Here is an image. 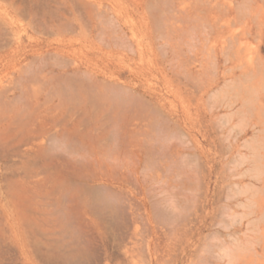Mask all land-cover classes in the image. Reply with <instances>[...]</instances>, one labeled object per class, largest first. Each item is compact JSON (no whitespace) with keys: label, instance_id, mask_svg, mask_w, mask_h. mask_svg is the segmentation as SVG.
<instances>
[{"label":"rangeland","instance_id":"rangeland-1","mask_svg":"<svg viewBox=\"0 0 264 264\" xmlns=\"http://www.w3.org/2000/svg\"><path fill=\"white\" fill-rule=\"evenodd\" d=\"M43 1L42 0H0V28H1L0 41L2 42V45H3V47L0 46L1 47L0 53H6L11 50L16 51L17 58L20 61V65H22L23 68H27L30 71V73L33 71L34 76L31 73L33 77L36 76L35 73L38 74L37 77L35 78L40 79L38 80L40 83L35 84L38 82H35L33 80V82H35L34 83L35 85L33 86L34 89L33 88L31 90L28 89L30 90V92L35 91L34 94L39 93V96L35 94L37 97L33 95V92L31 93L34 97L30 93L33 100L34 98L37 99L42 105V103H44V101L47 100V99L44 100V98H48L49 102L47 103L48 101L47 100L46 103L42 105L44 107H53L54 104L55 106H57L56 104L59 105L60 104L59 102L63 101L62 102L63 108H61V104H60L59 106L61 108L60 110L63 113V115H66L65 117H68L67 120L73 119L72 116L75 117V120L73 119L72 121L77 122L79 124L78 126L79 130L80 128L82 129L80 130V133H81L80 136L82 138H85L87 143H90V144L93 141H96V144H97L96 145V182L92 180V176L95 174L94 171L90 172L92 168H87V167L83 168L85 164H83L82 162L85 159L82 160L81 156L80 158L82 161L77 163L78 164L77 168H79L78 171L75 170V168L72 165H71L72 167H68L69 165L66 167L62 165H58L57 167L49 166L48 168L47 166H43V164L40 161L38 163H34L35 165H31V169H27L23 165L24 162L22 163V160L25 159L24 157L21 158L20 156L13 155L10 157L12 161L9 158L8 159L0 158V264H24V260H25L22 247H21L23 245V242L19 238L14 237L13 233L9 229V225L6 222V217L4 215V211L6 209L13 207L14 203H17L20 209H22L23 212L25 211L27 215H31L30 217L31 220L26 223L27 225L24 224L23 226L24 233L28 229L27 234H26V236H28L27 240L30 239V237L32 236L31 239L28 241H32L33 239H35L38 242L41 239L42 242L40 244L46 242L45 245L46 244L51 245L53 240H54L53 242H56L54 243V245H57V243L60 245H63L62 242L66 243L67 244L66 246H69V248L64 247V245L62 246L65 252L66 250L67 251L72 250L70 252L75 253V251L77 250L78 255H79L78 257L75 256L76 258L73 259L74 261H72L71 264H77V263L78 264H96V263L105 264L103 263L104 259L105 261L106 259L111 260V256H112V260H113L115 259V255L117 254L121 256L122 260L126 264L127 258L129 257L130 254H133L132 253L133 251L137 253H134L135 255L133 257L132 255H130L131 260L128 259V261L129 260L132 261L133 262V263L131 262L132 264H148V263L150 264V257L148 254V250L146 247L144 248L146 244L144 245L142 243L143 240L144 242H146L147 244H150L153 247L154 246L158 247L160 250L164 249L166 251L167 249L166 254L168 253V251L169 253H172V255L169 254L166 257L164 253L163 254L165 256L162 254V251L164 250L160 251L161 257H159V259H161L163 255V260L166 261L164 264H168L167 260L169 261V264H190V263L193 264L196 261L197 262L195 264H198V263L201 264L210 256V253H208L210 248L211 249L213 248L218 253L220 252L218 255H220L219 258L221 257V259L218 258V261L215 262L216 261L215 259H217L218 256H217V253L213 251L212 249V252L213 253L215 252L216 254L214 253L215 256H213L211 252L212 254L211 258L209 257L207 260L211 259V263L213 264H219V263L220 264H232V263L233 264H238V263L244 264L241 258L238 263L237 261L239 260V258L238 260L237 259L235 261L233 260L237 257L236 254L238 255L242 254V256L244 255L246 258L251 257L254 260V263L252 264H264V242L262 241V239H264V230H263L264 229V216L260 215L254 218L252 223H250L249 225L247 223L248 206L239 207L236 210V212L228 213L225 216L226 222L228 224H233V225L239 224L241 220H244L245 222V225L242 226L241 230L237 232V234L235 233L232 236L227 235L228 230L223 228L222 226L212 225L210 217L208 218L206 224L204 225L202 224V220H201V216L202 214H204L203 201L205 199L204 197L205 190H206V186L208 183H209L208 199L211 202H213L214 200L217 201L219 199V195L228 192L227 191L228 188H225L227 187V184H229V186H232L231 190H233V192L237 194H240L245 201H248V199L258 197L259 194L257 193V191H254V189L260 188L263 185L262 180L264 179V131H263L264 129L261 126H257V127L251 126L250 119H249L251 115L247 109L245 108L244 109L242 108L243 110L240 109V103H238L235 106H232L233 108L227 104L230 98L231 99L235 98L234 96L237 94V93L235 94V92H240L243 89H245V87L247 89V85L249 84V82L252 84L253 78H250L252 76L250 75H247L248 77L243 76L244 72L242 68L241 70L236 69V68H229V67H232L233 65L227 61L225 63L226 58L225 56H223L222 53H221L219 60L214 59L215 58L214 51L210 52L209 54V50L212 48L211 40L202 39V41H200L201 39L199 40V38L196 37L197 35L195 36L193 34V33H196L197 31L195 28H192V25H189L190 28L188 26L185 27V29H187V33H186L187 35L185 36V38L179 37L177 39L176 44H171L167 41L164 42L162 40L164 38L160 35L161 33L160 34L158 33L161 30H156V29L158 28V26L160 27V23H161L160 18H159L160 11L161 10L164 11L165 9H168L171 3V0H148V1L146 0L147 3H145L144 1L143 4L147 5L146 9L150 11V13L152 14V19L146 20V21L143 19V17H141V14H140L141 10L139 9V5H138L139 0H121L122 5L120 6V8L122 12L124 13L125 18L124 20H120V21L118 20V17H119L117 14L118 12L115 8H113L114 6L111 0H59V1L58 0H43ZM250 1L251 0H238L236 2L238 10L241 12L246 11L250 5ZM55 7L56 9L54 10ZM40 8L42 11L40 10ZM46 8H48L49 13L52 15V16L49 15L47 17L49 19L46 18L47 19L46 21H48L47 26L49 25V27L47 28L39 24L41 20L43 19L42 17L44 16L43 14H40V13L41 12L44 13V11H47L45 10ZM38 9L40 10V13ZM52 11H55L54 13L58 11V16H56L57 14L55 15ZM34 12L35 14L37 13L36 16L39 13V15L36 18H35ZM50 16H51V19H50ZM60 16L65 18V19L61 18L63 20V21L62 20L60 21L62 24L66 23V20L68 21L67 22L68 24L67 23L65 24L67 25V27H65V31L63 33H60L57 28V23L59 22L58 20H60ZM126 20H128L127 23H125ZM38 21L39 23H37ZM41 26L42 28H40ZM156 26L157 28L155 29ZM66 30H68V32ZM155 31H157V33ZM193 35L195 36V39L197 38V40H199L198 44H200L201 42L200 45L202 47L203 46L206 47L207 45H209V47L207 46L206 47L207 49L204 47L206 50L202 51L200 50L202 49L200 48V45H198L199 47H197L195 44H194L195 46H193V43L191 42V38H190L192 36V41H193L194 40ZM255 35H256L255 29H253V33L251 35L249 34V36L245 38L250 41L252 51H255V48L259 44L258 38H256ZM186 37L190 38L188 39V42L190 41V43L187 42ZM197 40L196 41L194 40L193 42L197 44ZM203 40L206 41L207 45L206 43L205 45H203L204 44ZM261 43H262V53L264 54V37ZM142 45H145V46H142ZM187 45L189 46V49L192 48L191 52H189L190 50L188 49ZM108 46H110L111 48ZM172 46H176L178 47V49L179 47L182 48V50L179 49L182 52L179 53V51L178 52L174 51L172 49ZM61 47L66 48L67 51L65 53H59L58 50ZM193 47H196V48L193 49ZM219 48H221V46H219ZM192 50L193 51L195 50V51L192 53ZM48 53L49 55H47ZM176 53H178L177 54L178 57ZM196 54H197V57L194 56ZM173 55H176V56L174 57ZM63 60L70 61L71 62L69 63L70 65H68L67 67L66 64L68 63L66 64L63 63ZM172 60L174 61L175 66H172L173 64H170ZM34 61H35V65H34ZM29 62L31 64H29ZM192 62H195V63H192ZM50 63L52 66L50 65ZM189 63L194 66L192 67L191 65L187 66V64ZM62 64H64V66ZM176 65L178 67H176ZM45 66L46 68H44L45 69L44 73L46 74V77L44 78L46 79H44L43 77L40 78L43 75L42 73L38 72ZM181 66L182 67L184 66V68H182ZM215 67H217L216 71H215ZM178 69L180 70V72ZM226 70H228V72ZM48 71L50 72L48 73ZM85 71H86V74H85ZM181 73H186L187 75L190 73L187 77L188 78L190 77L192 81L190 80V82H187L189 80L188 78H186V74H181ZM9 75L13 76V79L19 78L20 76L21 78L20 81H22L21 84H19L20 78L18 79L19 83H17V81L15 80L13 81V79H10ZM22 76L18 70L13 69L12 64H10L9 62L3 59L0 60V81H4L10 87H11L10 84L11 83L13 84L14 82H16L15 83L16 87H18L17 84H19L20 86L22 85L21 87L20 86L18 87L19 90H17L18 88L17 89L14 88L16 91L12 87L13 92L10 91V97L16 98L17 96H19V97H24L22 99L27 100V97H28L27 87L29 88L32 84L30 83L31 84L30 86L28 85V83L26 84L25 83L26 81H23ZM244 77H245V80H244ZM248 79L249 80L252 79V80L249 81ZM41 81H44V82H41ZM183 82L186 84H182ZM245 83L247 84L245 85ZM203 84H206L207 86L212 85V88L206 97V101H205L206 108L204 110L208 114V119H210L211 122L216 123V125L219 124V127L221 128V130L218 129V127L214 125V123L208 128V131L192 129L189 120L184 116L185 104L178 98L177 95L180 92H182L183 95H187L193 98L192 94L198 93L199 90L203 88ZM235 86L237 87L235 88ZM35 87L38 89V92ZM20 88H22L21 89L22 92H20L21 91ZM250 91H252V88H250ZM243 92H246V91L243 90ZM247 93L245 95H247L246 97H248L249 100L252 99V95L249 96L250 94H256L255 90L252 91L251 93L249 92ZM15 95L17 96L15 97ZM207 99L209 100L207 101ZM15 101L17 102L16 99ZM19 101L17 103L18 107L23 106L25 101L24 102L22 100H19ZM46 104L47 106H45ZM118 104L120 107L118 106ZM220 104H223V105H220ZM142 106L144 107V109H142L143 108ZM120 109H123V110L121 111ZM209 109H211L210 111L211 113L209 112ZM131 110L133 111L132 113L134 114L131 113ZM214 117H217V118H214ZM70 121L69 123H73ZM150 121H151V124L147 125V123H150ZM95 122L96 124H94ZM136 124L137 125L139 124L138 126L140 129L138 128ZM222 124H224L223 128H222ZM132 125H134V127ZM105 127H106V130H105ZM90 129H91V132L88 131ZM159 129H161V131ZM177 129L179 131H176ZM164 130L168 134H166ZM245 131L247 133H244ZM117 132H119L118 133L119 135L117 134ZM89 133H91V135ZM145 133H147L148 135L146 136ZM158 134L161 136H159ZM178 134L181 138H179ZM82 135H84V137ZM149 135L151 136V138L157 141L153 139H151L152 140L151 141ZM169 135H171L172 138ZM91 137H93L92 140L90 139ZM160 137L162 138V140ZM59 138H60L59 140L60 142L58 141L56 143L54 152L63 153L65 156L67 155V153L70 154L69 151L71 150V147H74V146L69 147V144L71 143L70 145H73V141L71 140L66 141V140L61 139V137ZM125 139H126V145H128L129 148L134 146L133 148H131V151L129 152L130 154L128 153V156L131 155L128 157L129 159L131 157L130 159L131 164H134V160L136 156L133 154L139 155V157L141 158V164H140V167L137 169V173L132 175L134 177L132 178V176H130L129 180L127 181L128 184L126 182L123 187H116L110 182L108 183V182L101 180L103 177V173L100 174L102 171L97 166L98 165L97 158L99 157L101 159L103 158L102 161L104 162H111V158L113 161V159H115L118 156L117 151L120 149L119 158H122L124 160V158L127 157V155L122 156L123 153L127 154V151H126L127 147L124 144ZM134 139L136 140L134 141ZM127 140L129 142H127ZM137 140L138 142L141 143V144L139 143L138 144L144 146L145 148H142L139 146L135 147V145H138L136 143ZM156 142L158 143L160 142V143L158 144ZM127 143H131V144H127ZM67 144L68 146H66ZM153 144L156 146H153ZM117 145L118 146L120 145L119 148ZM249 145H251L252 148L249 147ZM66 147H68L67 152L65 151ZM167 147H169V149ZM152 148H156L155 154L153 151L154 149ZM98 149L100 152L98 151ZM164 149H165V152H164ZM171 149L174 150V152ZM150 151L153 152L154 156L153 154H150L151 153ZM113 155L115 158L113 157ZM166 156L168 157L170 156V157L168 158ZM184 156H187V157H184ZM107 157L109 158V160ZM171 157H172V160L169 161ZM67 158L69 159L72 158V155L71 156L68 155ZM76 158L78 161L79 159L78 157H75L72 159H76ZM163 159H164V162H163ZM144 160H147V162ZM195 160L200 161L201 164ZM24 161H26V159ZM125 161L130 163V161L127 160V158L125 159ZM193 161L196 163H194ZM227 161L230 163H228ZM179 162L180 164H178ZM187 162L191 164L190 166L192 167L189 168V165ZM197 163H198V166H197ZM193 164H196L198 168L194 167L195 165ZM168 165L169 166L171 165V167L169 168ZM86 166H87V163H86ZM165 166H167L168 168L166 169ZM183 166H186L187 168ZM228 166L231 168H229ZM195 168L197 169V171L195 170ZM199 168L201 170H199ZM67 169H70V170H67ZM156 169L159 171L161 170V172L159 171L157 172ZM192 169L194 172L192 171ZM234 169L235 171H233ZM71 170H73L74 172L73 174H71L72 173ZM223 170H225V173ZM189 172L190 174L192 173L191 180L189 179L190 178ZM143 173L145 177L143 176ZM235 173L238 175V176L236 175L237 177L234 175ZM74 174L76 175L78 174V175L76 176ZM80 174H82L83 176ZM26 175H27V178H26ZM193 175H195V177ZM136 176L138 177V179ZM183 176H187L188 178L186 177L183 178ZM23 177L27 179L28 184H32V183H35L36 181L37 182L40 181V183L38 182L39 184L45 185V183L48 181L46 184L50 187L52 186L55 188V193L53 192L54 190H52L54 194V195L52 194L53 197L49 196L48 197L49 199H48L47 196L42 197L38 195L41 197V199L40 197L36 198L37 197L36 193L34 192V190H31L30 188H29L30 190H26V191L24 190V193H25L24 194L22 191L23 189L20 188L22 186L21 180H25L23 179ZM133 180H135L134 181L135 184ZM14 181L15 182L17 181V182L15 185H12ZM199 181L201 182V184ZM37 182L36 184H38ZM137 182L139 183V185ZM80 185L81 186L83 185V186L81 187ZM137 185L138 187H140L139 189L138 187H136ZM198 185L199 186L201 185L200 187H202L203 185V187L200 188ZM80 187L82 190L80 189ZM98 187L99 188L102 187V188L99 189ZM111 187L113 189L110 190ZM78 188L79 190H77ZM179 188L186 189V191L188 190L189 192L188 191L186 192ZM116 189H117V192L121 191L120 194L118 192L119 196L117 192H116L117 195L115 194L116 196L113 194ZM104 190L106 192L105 194H104ZM137 190L139 191L137 192ZM145 190L146 191L148 190V191L146 192ZM202 190L204 192H202ZM229 190H230V187H229ZM100 191L103 194L100 193ZM182 191H184V193ZM76 192H78L76 195L78 196L77 198H75ZM122 192L125 195L124 194L121 195ZM148 192H149V195H147ZM177 192L179 193V195ZM181 192L183 193V195H181L182 194ZM73 193H74V196H73ZM117 196L119 198H117ZM124 196L130 200L125 199ZM197 196L199 199L197 198ZM44 197H46V199H48L50 203L51 201L54 202L51 205L50 203L46 202L52 207H49V205H47L44 202L45 201ZM192 197L195 199H193ZM34 198L38 200L39 199L42 200L43 203L48 206V208L50 209V213L52 214L47 212L49 213V214L46 213L47 216L45 214L41 216L42 214L35 213L34 210L36 206L35 204L36 199ZM134 198L136 199L135 201H134ZM116 199L117 200L119 199V200L117 201ZM40 200L39 202H41ZM110 200L111 201L113 200L112 201L113 203ZM192 200H194L195 202ZM131 201L132 203H134L133 204L134 206L132 205ZM221 202L223 201H219L217 204ZM98 203L100 204L98 205ZM122 204L124 205L122 206ZM138 204H141V207L138 206ZM190 204L191 205L195 204V205L191 206ZM117 205L118 206L120 205V207L123 209V212L120 213L122 209L121 210L119 209L120 211L118 212V209L116 210V208L115 209L113 208L114 206L118 207ZM92 206H95L96 208L97 207L99 208L101 207V208L96 209ZM183 207L187 209H184ZM140 208H143L144 213L142 212L143 210ZM98 209L100 210V213ZM105 209H106V212H105ZM180 209L181 210L183 209V210L177 211ZM209 209L212 211L211 207ZM59 210L60 212L62 210L64 213L65 212L66 213L65 214L60 213ZM124 210L126 212H124ZM140 210H142L141 212L143 214L140 213ZM184 210H186L187 212L189 211V212L187 214H184L186 213V211ZM137 211L139 213V214L137 213L138 216L135 213ZM188 214H191L190 215L191 217H189ZM210 214H212V212ZM51 215H53L54 217ZM139 215H141L142 218L140 216L138 220ZM145 215H146V218L144 217ZM162 215L163 216L165 215L164 218ZM155 216L156 217L158 216V217L156 218ZM166 217L168 219H166ZM36 218H39V219L37 220ZM57 218L59 222L58 220H56ZM143 218H145L148 223ZM176 218L179 220L177 221ZM192 218L194 220H192ZM174 219L177 222L187 221V224L189 223L190 225L189 226L187 225L188 227L183 228L184 226H186V223H182L183 227L180 226L181 223H179V228H178L177 226L178 223H176ZM43 220L46 221L45 222L46 224L44 223ZM62 220H64V222ZM48 221L50 222L49 224H51V226L49 225L50 227L47 224ZM70 221L73 223H68ZM53 222H56L55 223L56 225ZM168 222L169 223L173 222L171 223L173 227L171 224L169 225ZM125 223H128L129 225L128 224L126 225ZM52 224H54L56 227L52 226ZM31 225L33 226V228L42 227L41 231L40 229L38 230L36 228L38 230L37 233H39L40 235L36 234L35 232L36 235L33 233L34 234L33 236L32 233H30L29 229L32 228ZM64 225L68 229L66 227L64 228ZM167 225L170 226L169 229ZM6 228L8 229V231H6L7 230ZM143 228H145L148 231L146 230L144 231ZM171 228L172 229L174 228L175 230L173 231L171 230ZM176 228L179 229L178 230L179 233L176 232ZM63 229L65 230L63 231ZM127 230H128V233H126ZM42 231H44L45 233ZM156 231L160 234H162V232H165V233H163L164 235L158 236ZM31 232H34V231H31ZM62 232H64L66 235L61 234ZM133 232H134V235H133ZM42 233L44 234V236ZM129 233H132V234H129ZM217 233H218V236L222 235V237L221 236L220 237L222 238L221 243L223 244L224 247L221 246V243L218 244L221 238L215 237ZM45 234H48V235L45 236ZM172 234H173L172 239L174 238V240H175L176 234L177 236H179L180 234L182 236L184 234L182 237L181 236L180 238L178 237L179 240L178 238L177 240H175V243H177L178 245L173 244L172 242L169 241L171 239L169 237H171ZM67 235H69L70 237H68ZM156 235L158 236L157 237L158 239H160L159 237H162L160 241L155 240ZM165 235H168L169 237L166 238L167 236ZM129 236H131L132 239L133 237L137 239L136 240L134 239L132 241V239ZM164 236L166 239L164 238ZM49 237L53 239H50ZM233 237L235 238L233 239ZM45 238H48V239L46 240ZM60 238L63 240H61ZM1 239H4V240H1ZM49 240H52V241L49 242ZM164 240L167 241L166 242L167 244H170V243L173 244V245L170 244L172 245V250H171L170 245H168V247L170 248L166 247V243H163ZM180 240L182 242L181 244H180ZM224 240L227 241L226 242L227 245H224L225 243ZM4 241L7 244H5ZM75 241H76V244H75ZM156 241L158 242V244H160L161 241H163L161 245L163 247L165 244V247L164 248H161V246L159 247L156 244ZM78 242H80V244ZM117 242L120 244L118 245ZM124 242H126V245H124L125 244ZM40 244L38 245V247L40 248L42 252L40 250H37V251L33 250L34 253L33 251H31L32 257L34 258L35 262H37V264H45V263L46 264L47 263L48 264L49 263L59 264L60 262L57 261L56 259H53L54 261L52 259L51 261H48L49 259L46 258V254L45 255L43 254L47 253V250H49L50 248L45 247L44 244L42 245ZM210 244H212L211 247H210ZM216 244H218V246H216ZM81 245H82V248H81ZM124 246H125L124 248L125 252L123 251ZM139 246H142V247L138 248ZM207 246H209L210 248L206 249ZM132 247L134 248L132 249ZM173 247L176 250H174ZM220 248L221 249L223 248V249L221 250ZM29 249L32 250L31 247H29ZM168 249H170L171 251ZM103 251L104 252L107 251V252L104 253ZM126 251H128V254L126 253ZM38 252H41L42 254ZM249 253H252V254L247 255ZM121 254L122 255L126 254V256L122 257ZM144 254L145 255L148 254V256L147 255L145 256ZM222 255L224 258H222ZM232 255H234L233 256L234 258L232 257ZM254 255H257V256H254ZM230 256L232 259L230 258ZM116 258H119V257L117 256ZM146 258H148L149 260ZM169 258L170 259L172 258V259L170 260ZM202 258L204 261L202 260ZM45 259L47 260V262ZM196 259L198 260L200 259V262ZM98 260L102 262L99 263ZM130 261L127 264H131ZM161 261L158 264H163L164 261H162V263ZM209 262L207 263L204 262V263L208 264ZM155 263L156 262H154L153 264Z\"/></svg>","mask_w":264,"mask_h":264},{"label":"bare ground","instance_id":"bare-ground-1","mask_svg":"<svg viewBox=\"0 0 264 264\" xmlns=\"http://www.w3.org/2000/svg\"><path fill=\"white\" fill-rule=\"evenodd\" d=\"M43 1V0H42ZM59 1V0H58ZM144 1H145V3H147V1L146 0H139V9L141 10L140 11V14H141V17H143V19L146 21V20H150V19H152V14L150 13V11H148L147 9H146V6L147 5H145V4H143L144 3ZM238 0H171V3H170V5H169V8L168 9H165L164 11L163 10H161L160 11V13H159V18H160V21H161V23H160V27H161V29H160V27L158 26V28H157V26L155 27V29L156 30H161V31H159L158 33L164 38V39H162L164 42H169V43H171V44H176L177 43V39L179 38V37H181V38H185V36L187 35L186 33H187V29H185V27L186 26H188L189 28H190V26L189 25H192V28H195L196 29V33H193L197 38H199V40L200 41H202V39H204V40H211V42H212V48L209 50V54H210V52H213L214 51V54H215V58L214 59H218L219 60V58H220V56H221V53L223 54V56H225V58H226V60H225V63H226V61L227 62H229L230 64H232L233 66L232 67H229V68H236V69H240L241 70V68H242V70H243V72H244V74H243V76H247V75H250V76H252V77H250V78H253V81H252V84L249 82L250 80H252V79H248L249 81V86L247 85V89H246V87H245V89H243V90H245L246 92H243V90L242 91H240V92H235V98H233V99H231L230 98V100H228V105H230L231 107L232 106H235V105H237L238 103H240V109H247L248 110V112L250 113V115H251V117L249 118L250 119V124H251V126L252 127H257V126H261V127H263V129H264V54L262 53V40H263V37H264V0H251L250 1V5H249V7H248V9L246 10V11H243V12H241V11H239L238 10V8H237V5H236V2H237ZM30 2V1H29ZM44 2V1H43ZM111 2L113 3V8H115L116 10H117V14H118V20L120 21V20H124V18H125V15H124V13L122 12V10H121V8H120V6L122 5V1L121 0H111ZM45 3V2H44ZM48 3V2H47ZM14 4V3H13ZM34 4V3H33ZM46 4V3H45ZM25 7V6H24ZM26 7H27V5H26ZM42 7V6H41ZM38 8V7H37ZM142 8V9H141ZM56 9V7L54 8V10ZM58 9V8H57ZM63 9H64V7H63ZM23 10V9H22ZM39 10V9H38ZM37 10V11H38ZM40 10H41V8H40ZM40 10H39V13H40ZM45 10H47V11H44V13H40V14H43L44 16L42 17L43 19L41 20V22L39 23V21L37 22V23H39L40 25H42V26H44V27H49V25L47 26V23H48V21H46L47 19H49V18H47L49 15H51L50 13H49V11H48V8H46ZM42 11V10H41ZM61 11V10H60ZM36 12V11H35ZM35 12H34V14H35ZM53 13L55 12V11H52ZM39 13H38V15H39ZM33 14V15H34ZM37 14V13H36ZM36 14H35V18L38 16H36ZM56 16H58V11L56 12V13H54ZM27 15H29V14H27ZM33 15H32V17H33ZM24 16V15H23ZM26 16V15H25ZM52 16V15H51ZM51 16H50V19H51ZM40 17V16H39ZM45 17V18H44ZM47 18V19H46ZM54 18V17H53ZM65 19V18H63V17H61L60 16V20H58L59 22V24L57 23V28H58V30H59V32L60 33H63L64 31H65V27H67V25H65L68 21L66 20V23H61L60 21L62 20V19ZM38 19H40V18H38ZM33 20V19H32ZM31 20V21H32ZM37 20V19H36ZM51 21V20H50ZM63 21V20H62ZM57 22V21H56ZM128 22V20H126V22L125 23H127ZM68 24V23H67ZM122 24H124V23H122ZM39 25V26H40ZM42 26L40 27V28H42ZM71 26V25H70ZM125 27V26H124ZM142 27V26H141ZM43 29H45V28H43ZM68 29V28H67ZM253 29H255V36H256V38H258V41H259V44H258V46L255 48V51H252V47H251V43H250V41L248 40V39H245V38H247L248 36H249V34L251 35L252 33H253ZM0 30H1V28H0ZM3 30V29H2ZM47 30V29H46ZM67 32H68V30H66ZM48 32H50V31H48ZM156 33H157V31H155ZM195 32V31H194ZM2 33V32H1ZM5 33V32H4ZM3 33V34H4ZM46 33V32H45ZM137 33V32H136ZM159 34H158V36H159ZM193 35V37H194V40L196 41L197 40V38L195 39V36ZM1 36V35H0ZM253 36V35H252ZM255 36H254V38H255ZM5 38V37H4ZM151 38V37H150ZM157 38V37H156ZM187 39V42H188V39H190L191 38V42L193 43V46H197V47H199L198 45H200L201 44V42H200V44H198V41L199 40H197V44L196 43H194L193 41H192V36L189 38V37H186ZM159 39V38H158ZM158 39H156V40H158ZM161 39V38H160ZM161 40V41H162ZM203 40V45H205V43H206V41H204ZM163 42V43H164ZM158 43V42H157ZM188 43H190V41L188 42ZM187 43V44H188ZM209 43V42H208ZM195 44V45H194ZM206 45H207V43H206ZM0 46H2L3 47V45H2V42L0 41ZM142 46H145V45H142ZM188 46V45H187ZM208 47H209V45H207ZM206 46V47H207ZM219 46H221V48H219ZM108 47H110V46H108ZM113 47V46H112ZM205 46H201L200 45V48H202V49H200V50H206L205 48H204ZM1 48V47H0ZM111 48V47H110ZM142 48V47H141ZM191 48V47H190ZM194 48H196V47H193V49ZM172 49L174 50V51H176V52H178L179 51V53H181L182 51V48H180L179 47V49H181V50H179L178 49V47H176V46H172ZM188 49H189V46H188ZM192 49V48H191ZM191 49H189L190 51L189 52H191ZM213 49V50H212ZM196 50V49H195ZM194 50V51H195ZM197 50H199V49H197ZM13 51V52H12ZM67 50H66V48H64V47H61L59 50H58V52L59 53H65ZM193 50H192V53L194 52ZM208 51V50H207ZM135 52V51H134ZM145 52V51H144ZM252 52H254V53H252ZM146 53V52H145ZM197 53V52H196ZM51 54V53H50ZM134 54V53H133ZM173 54V53H172ZM174 54H175V52H174ZM178 53H176V55H177ZM47 55H49V53L47 54ZM176 55H173L174 57L176 56ZM138 56V55H137ZM194 56H196L197 57V54L196 55H194ZM59 57V56H58ZM177 57H178V55H177ZM47 58V57H46ZM138 58V57H137ZM5 60V61H7V62H9L10 64H12V66H13V69L14 70H18L20 73H21V76H22V74H23V76H22V78H23V81H26L25 83L27 84L28 83V85L30 86L31 84V86L28 88L27 87V94H28V97H27V100L25 99H22V98H24V97H19V96H17V95H15V97L16 98H12V97H10V91L11 92H13V89L15 88V89H17L20 85L19 84H21V82L22 81H20L21 80V78H20V76H19V78H16V79H13V76H10L9 75V78L10 79H13V81L15 80V81H17V83H19L18 82V79H19V81H20V83L19 84H17V86L18 87H16L15 85V83L16 82H14L13 84L11 83L10 85H11V87L7 84V83H5L4 81H0V158L1 159H11L10 157L11 156H20L21 158H25L26 159V161H27V163H26V161H24L25 159H23L22 160V163H23V165H24V167L25 168H27V169H31V165H35L34 163H38L39 161L43 164V166H47L48 168H49V166L50 167H53V166H58V165H62V166H64V167H66V166H68V167H74L75 168V170H77L78 171V169L79 168H77V163L78 162H81L82 160H84L82 163L83 164H85V166H83V168L84 167H87V168H92L91 170H90V172H92V171H94V173H92V174H94L93 176H92V180L94 181V182H96V141H93L91 144L90 143H87V141L85 140V138H82L81 136H80V130H82L81 128H80V130H79V128H78V126H79V124L77 123V122H74V121H72L73 119L75 120V117L74 116H72V118L73 119H70V120H67V118L68 117H65L66 115H63V113L61 112V108H63V106H62V102L60 101H58L60 104H61V108L59 107L60 106V104L58 105V104H56L57 106H55V104H54V106L53 107H44V106H42L44 103H46V101L48 100V98H44V100L45 99H47V100H45L44 101V103H42V105H41V103L37 100V99H35L34 98V100L32 99V97H31V95H32V93L31 92H33V91H31L30 92V90L33 88V86L35 85V84H39L40 82L38 81V80H40V79H38V78H35V77H37V75L38 74H36L35 73V77H33L34 76V72L32 71L31 73L33 74V76H32V74L30 73V71L27 69V68H23L22 67V65H20V61H19V59L17 58V54H16V51H14V50H11V51H9V52H6V53H0V60ZM41 59V58H40ZM43 59H45V58H43ZM32 60V59H31ZM33 60H34V58H33ZM32 60V61H33ZM64 60H65V58H64ZM63 60V63H68V64H66V66L68 67V65H70L69 63H71L70 61H68V60H66V61H64ZM31 61V62H32ZM62 61V60H61ZM136 61H137V59H136ZM46 62V61H45ZM173 62V63H172ZM172 62L170 63V64H173L172 66H175L174 65V61L172 60ZM169 63V62H168ZM192 63H195V62H192ZM215 63H217V62H215ZM224 63V62H223ZM29 64H31L30 62H29ZM46 64V63H45ZM48 64V63H47ZM165 64H166V62H165ZM34 65H35V61H34ZM50 65H51V63H50ZM63 66H64V64H62ZM178 65V64H177ZM176 65V67H178ZM188 65H191L190 63L189 64H187V66ZM32 66V65H31ZM52 66V65H51ZM63 66H62V68H63ZM179 66H180V64H179ZM186 66V65H185ZM192 66H194V65H191V67ZM47 67H49V66H47ZM66 67V68H67ZM182 67V66H181ZM44 68H46V66L45 67H43L40 71H38L39 73H42V75L43 76H41L40 78H44V77H46V74L44 73L45 71V69ZM182 68H184V66L182 67ZM190 68V67H189ZM216 68L217 67H215V71H216ZM187 69H188V67H187ZM49 70V69H48ZM171 70V69H170ZM179 70V69H178ZM229 70V69H228ZM228 70H226L227 72H228ZM232 70V69H231ZM218 71V70H217ZM225 71V72H226ZM37 72V73H38ZM47 72V71H46ZM50 71H48V73H49ZM52 72V71H51ZM59 72V71H58ZM84 72V71H83ZM179 72H180V70H179ZM178 72V73H179ZM183 72V71H182ZM184 72H186V71H184ZM191 72V71H190ZM230 72V71H229ZM11 73V72H10ZM9 73V74H10ZM53 73V72H52ZM76 73V72H75ZM81 73V72H80ZM216 73V72H215ZM67 74V73H66ZM71 74V73H70ZM85 74H86V71H85ZM175 74V73H174ZM181 74H186V73H181ZM190 74V73H189ZM188 74V75H189ZM234 74V73H233ZM39 75H41V74H39ZM187 74H186V78H188L187 76H188ZM71 76V75H70ZM73 76V75H72ZM141 76V75H140ZM215 77V76H214ZM245 77H244V80H245ZM248 77V76H247ZM35 78V79H34ZM48 78V77H47ZM51 78V77H50ZM180 78V77H179ZM183 78V77H182ZM8 79V78H7ZM37 79V80H36ZM44 79H46V78H44ZM43 79V80H44ZM49 79V78H48ZM175 79V78H174ZM213 79V78H212ZM33 80L35 81V82H38V83H35V82H33ZM42 80V79H41ZM188 80L189 81H187V82H190V80L192 81V79L189 77L188 78ZM215 80V79H214ZM247 80V79H246ZM33 83H32V82ZM77 81V80H76ZM243 81V80H242ZM41 82H44V81H41ZM74 82V81H73ZM193 82H194V80H193ZM209 82H211V81H209ZM31 83V84H30ZM35 83V84H34ZM95 83V82H94ZM240 83V82H239ZM47 84V83H46ZM182 84H186V83H182ZM181 84V85H182ZM189 84V83H188ZM188 84H187V86H188ZM241 84V83H240ZM247 83H245V85H246ZM13 85V86H12ZM79 85V84H78ZM175 85V84H174ZM190 85V84H189ZM22 86V85H21ZM20 86V87H21ZM41 86V85H40ZM39 86V87H40ZM231 86V85H230ZM12 87H13V89H12ZM237 86H235V88H236ZM252 88V91H254L255 90V92H256V94H250L249 96H251L252 95V99L251 100H249L248 99V97H246L247 95H245L247 92H249V93H251L252 91H250V88ZM36 88V87H35ZM211 88H212V85H206V84H203V88L202 89H200L199 90V92L198 93H195V94H192L193 95V98H191L190 96H187V95H183V93L182 92H180L177 96H178V98L185 104V109H184V116L189 120V122H190V124H191V128L192 129H195V130H207L208 131V128L211 126V125H213V123L214 122H211L210 121V119H208V114H207V112H205V108H206V103H205V101H206V97H207V95L209 94V92H210V90H211ZM231 88H233V87H231ZM239 88V87H238ZM249 88V89H248ZM12 89V90H11ZM14 89V90H15ZM22 88H20V90H21ZM28 89H30V90H28ZM34 89V88H33ZM37 89V88H36ZM191 89V88H190ZM17 90H19V88L17 89ZM25 90V89H24ZM16 91V90H15ZM235 91H236V89H235ZM238 91H239V89H238ZM20 92H22V90L20 91ZM26 92V91H25ZM35 92V91H34ZM34 92H33V95L35 96V97H37V96H39V93H35V94H37V96L34 94ZM37 92H38V89H37ZM30 93H31V95H30ZM41 93V92H40ZM248 94V93H247ZM32 95V96H33ZM60 95V94H59ZM255 95V96H254ZM33 96V97H34ZM210 96V95H209ZM19 97V98H18ZM132 97V96H131ZM208 98H210V97H208ZM15 99L17 100V102L15 101ZM135 99V98H134ZM133 99V100H134ZM19 100H24L23 102H24V104H23V102H22V104H23V106H19L18 107V105H17V103H18V101ZM209 99H207V101H208ZM144 101V100H143ZM49 102V100L47 101V103ZM132 102V101H131ZM136 102V101H135ZM19 103H20V101H19ZM118 103V102H117ZM142 103V102H141ZM225 103V104H226ZM51 104V103H50ZM142 105V104H141ZM147 105H148V103H147ZM218 105V104H217ZM216 105V106H217ZM220 105H223V104H220ZM219 105V106H220ZM45 106H47V104L45 105ZM118 106H119V104H118ZM144 106H146V105H144ZM218 106V107H219ZM120 107V106H119ZM143 107V106H142ZM141 107V108H142ZM152 107V106H151ZM226 107H227V105H226ZM150 108V107H149ZM207 108H208V106H207ZM233 108V107H232ZM239 108V107H238ZM124 109V108H123ZM123 109H120L121 111L123 110ZM127 109V108H126ZM142 109H144V107L142 108ZM152 109V108H151ZM150 109V110H151ZM242 109V110H243ZM63 110V109H62ZM119 110V111H120ZM127 111H129V110H127ZM211 111V109H209V112ZM241 111V110H240ZM68 112V111H67ZM133 111L131 110V113H132ZM136 112V111H135ZM235 112V111H234ZM77 113V112H76ZM120 113V112H119ZM211 113V112H210ZM233 113V112H232ZM132 114H134V113H132ZM138 114V113H137ZM142 115V114H141ZM244 115V114H243ZM249 115V116H250ZM233 116V115H232ZM138 118V117H137ZM142 118V117H141ZM166 118V117H165ZM214 118H217V117H214ZM77 119V118H76ZM119 119V118H118ZM134 119V118H133ZM137 120V119H136ZM69 121L70 122H73V123H69ZM144 121V120H143ZM168 122V121H167ZM82 123V122H81ZM125 123V122H124ZM130 123V122H129ZM132 123V122H131ZM136 123V122H135ZM94 124H96V122L94 123ZM133 124V123H132ZM143 124V123H142ZM148 124H151V121H150V123H147V125ZM82 125V124H81ZM128 125H130V124H128ZM137 125V124H136ZM139 125V124H138ZM137 125V126H138ZM146 125V124H145ZM214 125H216V123H214ZM223 125L224 124H222V128H223ZM95 126V125H94ZM93 126V127H94ZM133 127H134V125H132ZM217 127H218V129H220L221 130V128L219 127V124L218 125H216ZM250 126V125H249ZM92 127V128H93ZM125 127V126H124ZM130 127V126H129ZM146 127V126H145ZM150 127V126H149ZM216 127V128H217ZM96 128V127H95ZM138 128H139V126H138ZM144 128V127H143ZM213 128V127H212ZM115 129H116V127H115ZM114 129V130H115ZM118 129V128H117ZM140 129V128H139ZM105 130H106V127H105ZM160 131H161V129H159ZM245 130V129H244ZM88 131H90L91 132V129L90 130H88ZM116 131V130H115ZM144 131V130H143ZM176 131H179L178 129L176 130ZM259 131H260V129H259ZM264 131V130H263ZM113 132V131H112ZM138 132V131H137ZM136 132V133H137ZM156 132H158V131H156ZM164 132H165V130H164ZM174 132V131H173ZM94 133V132H93ZM119 132H117V134H118ZM135 133V134H136ZM166 133V132H165ZM240 133H242V132H240ZM244 133H247L246 131L244 132ZM90 135H91V133H89ZM88 134V135H89ZM146 134V136L148 135L147 133H145ZM150 134V133H149ZM166 134H168V133H166ZM114 135V134H113ZM119 135V134H118ZM121 135V134H120ZM155 135H156V133H155ZM159 135V134H158ZM177 135V134H176ZM83 137H84V135H82ZM138 136V135H137ZM150 136V135H149ZM159 136H161V135H159ZM158 136V137H159ZM166 136V135H165ZM164 136V137H165ZM169 136H171V135H169ZM178 136H179V134H178ZM182 136H183V134H182ZM59 137H61V139H63V140H66V141H68V140H71V141H73V145H70L69 144V142H71V141H69L68 142V144H69V147H71V146H74V147H71V150L69 151L70 152V154L69 153H67V155L65 156L63 153H59V152H54V149H55V147H56V143L60 140V138ZM86 137V136H85ZM117 137H119V136H117ZM145 137V136H144ZM153 137V136H152ZM163 137V136H162ZM176 137V136H175ZM96 138V137H95ZM107 138H109V137H107ZM126 138V137H125ZM147 138V137H146ZM161 138V137H160ZM171 138H172V136H171ZM179 138H181L180 136H179ZM91 140L93 139V137H91L90 138ZM127 139V138H126ZM126 139H125V142H124V144L126 145ZM138 139V138H137ZM149 139V138H148ZM151 139H153V138H151V136H150V140ZM158 139V138H157ZM136 139H134V141H135ZM144 140V139H143ZM153 140H155V139H153ZM161 140H162V138H161ZM180 140H182V139H180ZM221 140H222V138H221ZM132 141H133V139H132ZM152 141V140H151ZM155 141H157V140H155ZM158 141H160V140H158ZM60 142V141H59ZM127 142H129L128 140H127ZM146 142V141H145ZM105 143V142H104ZM116 143V142H115ZM137 144L139 143V144H141L140 142H138V140H137V142H136ZM156 143H158V142H156ZM155 143V144H156ZM160 143V142H159ZM158 143V144H159ZM162 143V142H161ZM168 143V142H167ZM166 143V144H167ZM223 143V142H222ZM68 144L66 145V146H68ZM120 144V143H119ZM127 144H131V143H127ZM135 145V147L136 146H139V147H142V148H145L144 146H142V145ZM171 144V143H170ZM58 145V144H57ZM99 145V144H98ZM101 145V144H100ZM121 145V144H120ZM119 145V146H120ZM124 145V146H125ZM133 145H134V143H133ZM145 145V144H144ZM105 146V145H104ZM118 146V145H117ZM119 146H118V148H119ZM153 146H156V145H154L153 144ZM247 146H248V144H247ZM58 147V146H57ZM99 147V146H98ZM97 147V148H98ZM126 147H127V149H126ZM126 147H125V149H126V151H127V154H125V153H123V155L122 156H126L127 155V157H125L124 158V160L122 159V158H119V150L117 151L118 153V156L117 155H115V156H117L116 158L114 157V155H113V157L115 158V159H113V161H112V158H111V162H104V161H102V159L99 157V158H97V162H98V168L102 171L100 174H102L103 173V177H102V179L101 180H103V181H105V182H110V183H112L114 186H116V187H123L124 185H125V183L129 180V178H130V176H132V175H134V174H136L137 173V169L140 167V164H141V158L139 157V155L138 154H133V155H136L135 156V160H134V164H131V161H130V159H131V157H130V159L128 158L129 156H131V155H129L128 156V153L131 151V148H133L134 146H130L131 148H129V146L128 145H126ZM169 147H170V145H169ZM169 147H167L168 149H169ZM249 147H251V145H249ZM67 148L68 147H66V152H67ZM112 148V147H111ZM117 148V149H118ZM129 148V149H128ZM157 148V147H156ZM156 148H152V149H154L153 151H154V154H155V151H156ZM252 148V147H251ZM62 149H64V148H62ZM114 149V148H113ZM116 149V150H117ZM174 149H176V148H174ZM129 150V151H128ZM148 150V149H147ZM150 150H151V148H150ZM172 150V149H171ZM56 151V150H55ZM59 151V150H58ZM63 151V150H62ZM98 151H99V149H98ZM132 151H133V149H132ZM169 151V150H168ZM173 152H174V150H172ZM100 152V151H99ZM123 152H125V151H123ZM140 152V151H139ZM145 152H146V150H145ZM151 152V151H150ZM164 152H165V149H164ZM172 152V153H173ZM179 152V151H178ZM113 153V152H112ZM115 153H116V151H115ZM141 153V152H140ZM156 153H158V152H156ZM108 154V153H107ZM110 154V153H109ZM125 154V155H124ZM130 154V153H129ZM132 154V153H131ZM149 154V153H148ZM150 154H153V152H151ZM149 154V155H150ZM154 154H153V156H154ZM164 154V153H163ZM68 155L69 156H71L72 155V158H75V157H78L79 159H78V161H77V158L76 159H72V158H67L68 157ZM106 155V154H105ZM145 155V154H144ZM159 155V154H158ZM182 155V154H181ZM184 155V154H183ZM229 155V154H228ZM227 155V156H228ZM80 156L82 157V160H81V158H80ZM152 156V157H153ZM164 156V155H163ZM171 156V155H170ZM169 156V157H170ZM174 156V155H173ZM178 156V155H177ZM194 156V155H193ZM199 156V155H198ZM161 157V156H160ZM166 157H168V156H166ZM168 157V158H169ZM184 157H187V156H184ZM13 158V157H12ZM108 158V157H107ZM127 158V160H129L130 161V163H128V162H126L125 161V159ZM147 159V158H146ZM166 159V158H165ZM179 159V158H178ZM181 159V158H180ZM184 159V158H183ZM198 159V158H197ZM108 160H109V158H108ZM160 160H161V158H160ZM170 160H172V157H171V159H169V161ZM11 161H12V159H11ZM17 161V160H16ZM34 161V162H33ZM86 161V162H85ZM144 161H146L147 162V160H144ZM165 161H167V160H165ZM187 161V160H186ZM195 161H197V160H195ZM7 162V161H6ZM31 162H32V164H31ZM163 162H164V159H163ZM172 162V161H171ZM194 162V161H193ZM192 162V163H193ZM198 163H200V161H197ZM228 162V161H227ZM226 162V163H227ZM230 162H231V160H230ZM230 162H228V163H230ZM11 163V162H10ZM19 163V162H18ZM40 163V164H41ZM86 163H87V166H86ZM145 163V162H144ZM168 163H170V162H168ZM188 163V162H187ZM194 163H196V162H194ZM198 163H197V166H198ZM225 163V164H226ZM82 164V165H83ZM170 164H172V163H170ZM174 164V163H173ZM178 164H180V162L178 163ZM201 164V163H200ZM199 164V165H200ZM9 165V164H8ZM72 165V166H71ZM81 165V166H82ZM146 165V164H145ZM163 165H165V164H163ZM175 165V164H174ZM177 165V164H176ZM182 165V164H181ZM188 165H189V168L190 167H192V166H190L191 164H189L188 163ZM193 165H195L194 167H196V168H198L197 166H196V164H193ZM227 165V164H226ZM225 165V166H226ZM13 166V165H12ZM18 166V165H17ZM80 166V167H81ZM89 166V167H88ZM169 166V165H168ZM201 166V165H200ZM33 167V166H32ZM55 167V168H56ZM143 167H145V166H143ZM142 167V168H143ZM166 167V169L168 168L167 166H165ZM171 167V165L169 166V168ZM183 167H186V166H183ZM229 167V166H228ZM13 168V167H12ZM42 168V167H41ZM48 168H46V169H48ZM141 168V169H142ZM159 168V167H158ZM157 168V169H158ZM160 168H161V166H160ZM187 168V167H186ZM195 168V170L197 171V169ZM229 168H231V167H229ZM228 168V169H229ZM234 168V167H233ZM45 169V170H46ZM73 169V168H72ZM156 169V170H157ZM53 170V169H52ZM65 170V169H64ZM67 170H70V169H67ZM184 170V169H183ZM199 170H201L200 168H199ZM230 170H232V169H230ZM47 171V170H46ZM72 171V173L71 174H73L74 172H73V170H71ZM141 171V170H140ZM146 171V170H145ZM144 171V172H145ZM159 170H157V172H158ZM191 171V170H190ZM192 171H193V169H192ZM224 171V173H225V170H223ZM233 171H235V169L233 170ZM37 172H38V170H37ZM80 172V171H79ZM156 172V173H157ZM159 172H161V170L159 171ZM187 172V171H186ZM194 172V171H193ZM200 172V171H199ZM198 172V173H199ZM34 173V172H33ZM55 173V172H54ZM78 173V172H77ZM196 173V172H195ZM36 174V173H35ZM65 174V173H64ZM79 174V173H78ZM77 174V175H78ZM141 174V173H140ZM154 174V173H153ZM183 174V173H182ZM189 174H190V172H189ZM192 174V173H191ZM191 174L189 175V179L191 180ZM233 174V173H232ZM25 175V174H24ZM28 175V174H27ZM27 175H26V178H27ZM74 175H76V174H74ZM76 175V176H77ZM80 175H82V174H80ZM91 175V174H90ZM155 175V174H154ZM235 176L237 175L236 173L234 174ZM36 176V175H35ZM34 176V177H35ZM38 176V175H37ZM83 176V175H82ZM143 176H144V173H143ZM142 176V177H143ZM194 177H195V175H193ZM202 176V175H201ZM234 176V177H235ZM238 176V175H237ZM236 176V177H237ZM134 176H132V178H133ZM137 177V176H136ZM145 177V176H144ZM152 177V176H151ZM170 177V176H169ZM184 177H186V178H188L187 176H183V178ZM196 177H197V175H196ZM234 177H233V179H234ZM33 178V177H32ZM51 178V177H50ZM89 178V177H88ZM140 178V177H139ZM230 178V177H229ZM10 179V178H9ZM23 179H25L24 177H23ZM47 179H49V178H47ZM137 179H138V177H137ZM155 179V178H154ZM8 180V179H7ZM26 180V181H25ZM25 180H21L22 181V186L20 187V188H22L23 190V193H24V190L26 191V190H34V192L36 193V198H39L40 196H47V198L50 196H52L53 197V192L55 193V188L54 187H50V186H48L46 183L48 182H46L45 183V185H41V184H39L40 183V181H36L38 184H36V182L35 183H32V184H28V182H27V179H25ZM145 180V179H144ZM149 180V179H148ZM161 180V179H160ZM182 180V179H181ZM188 180V179H187ZM197 180H198V178H197ZM196 180V181H197ZM203 180V179H202ZM201 180V181H202ZM228 180V179H227ZM135 180H133V182H134ZM151 181V180H150ZM178 181V180H177ZM195 181V182H196ZM205 181V180H204ZM203 181V182H204ZM224 181V180H223ZM17 182V181H16ZM16 182L14 181L13 183H12V185H15L16 184ZM51 182H52V180H51ZM130 182V181H129ZM200 182V181H199ZM43 183V182H42ZM138 183V182H137ZM136 183V184H137ZM157 183V182H156ZM127 184H128V182H127ZM133 184V183H132ZM134 184H135V182H134ZM200 184H201V182H200ZM205 184V183H204ZM262 187H260V188H255L254 189V191H257V193L259 194V196L258 197H256V198H252V199H248V201H245L243 198H242V196L240 195V194H237V193H235V192H233V190H231V187L232 186H229V184H227V187H225V188H228V192H226V193H224V194H221V195H219V199L217 200V201H213V202H211L209 199H208V190H209V183L207 184V186H206V190H205V199H204V201H203V208H204V214H202V216H201V220H202V224L204 225V224H206V222H207V220H208V218L210 217L211 218V222H212V225H216V226H222L223 228H225V229H227L228 230V233H227V235H229V236H232L233 234H237V232H239L240 230H241V228H242V226H244L245 225V222H244V220H241L240 222H239V224H235V225H233V224H228L227 222H226V219H225V216L228 214V213H230V212H236V210L239 208V207H245V206H248V211H247V223L250 225V223H252V221L254 220V218H256V217H258V216H260V215H262V216H264V179L262 180ZM47 185V186H46ZM131 185V184H130ZM138 185H139V183H138ZM138 185L136 186V187H138ZM184 185V184H183ZM20 186V185H19ZM29 186V187H28ZM77 186V185H76ZM81 186V185H80ZM83 186V185H82ZM81 186V187H82ZM135 186V185H134ZM199 186V185H198ZM201 186V185H200ZM199 186V187H200ZM56 187H57V185H56ZM61 187V186H60ZM81 187H80V189H81ZM106 187V186H105ZM108 187V186H107ZM113 187V186H112ZM110 188V190L111 189H113V188ZM132 187V186H131ZM151 187V186H150ZM179 187V186H178ZM202 187H203V185H202ZM202 187H200V188H202ZM229 187H230V190H229ZM6 188V187H5ZM12 188V187H11ZM30 188V189H29ZM51 188H53V189H51ZM64 188V187H63ZM74 188H75V186H74ZM77 188V187H76ZM99 188V187H98ZM97 188V189H98ZM100 188H102V187H100ZM99 188V189H100ZM140 187H138V189H139ZM163 188V187H162ZM195 188V187H194ZM106 189V188H105ZM160 189V188H159ZM158 189V190H159ZM164 189V188H163ZM179 189H181V188H179ZM196 189V188H195ZM13 190V189H12ZM52 190H54L53 192H52ZM77 190H79V188L77 189ZM82 190V189H81ZM103 190V189H102ZM101 190V191H102ZM126 190V189H125ZM142 190V189H141ZM140 190V191H141ZM151 190V189H150ZM149 190V191H150ZM161 190V189H160ZM181 190H184V191H186V189H181ZM225 190V191H226ZM58 191V190H57ZM56 191V192H57ZM87 191V190H86ZM89 191V190H88ZM95 191V190H94ZM100 191V193H102ZM113 191V190H112ZM136 191V190H135ZM139 190H137V192H138ZM146 191V190H145ZM148 191V190H147ZM146 191V192H147ZM177 191H178V189H177ZM184 191H182L183 193H184ZM188 191V190H187ZM186 191V192H187ZM194 191V190H193ZM200 191V190H199ZM116 192H117V189L114 191V195L116 194ZM119 192V194H120V192L121 191H118ZM118 192H117V194H118ZM161 192V191H160ZM180 192V191H179ZM181 192V193H182ZM189 192V191H188ZM191 192V191H190ZM202 192H204L203 190H202ZM18 193V192H17ZM35 193H33V194H35ZM67 193H69V192H67ZM77 193L78 192H76V194H75V196L77 195ZM106 192H105V190H104V194H105ZM128 193H130V192H128ZM127 193V194H128ZM163 193H164V191H163ZM178 193V192H177ZM183 193L181 194V195H183ZM195 193V192H194ZM194 193H192V194H194ZM199 193V192H198ZM201 193V192H200ZM19 194V193H18ZM25 194V193H24ZM26 194H27V192H26ZM53 194V195H52ZM85 194V193H84ZM103 194V193H102ZM116 194V195H117ZM119 194H118V196H119ZM124 193L122 192L121 193V195H123ZM140 194H141V192H140ZM154 194V193H153ZM166 194V193H165ZM191 194V193H190ZM38 195H40V196H38ZM59 195V194H58ZM95 195V194H94ZM93 195V196H94ZM98 195V194H97ZM96 195V196H97ZM115 195V196H116ZM125 195V194H124ZM147 195H149V192H148V194ZM157 195V194H156ZM162 195V194H161ZM164 195V194H163ZM178 195H179V193H178ZM188 195V194H187ZM198 195V194H197ZM201 195V194H200ZM66 196H67V194H66ZM73 196H74V193H73ZM79 196H81V195H79ZM85 196V195H84ZM91 196H92V194H91ZM111 196V195H110ZM115 196H113V197H115ZM117 196V198H119ZM158 196V195H157ZM202 196V195H201ZM14 197H15V195H14ZM25 197V196H24ZM60 197V196H59ZM63 197V196H62ZM78 196H76L75 198H77ZM90 197V196H89ZM101 197H102V195H101ZM127 197H128V195H127ZM134 197V196H133ZM12 198H13V196H12ZM33 198V197H32ZM36 198H34V199H36ZM45 198V203L46 202H48V203H50L49 202V198L48 199H46V197H44ZM96 198V197H95ZM124 198L125 199H128V198H126L125 196H124ZM162 198V197H161ZM184 198H186V197H184ZM193 198V197H192ZM191 198V199H192ZM195 198H196V196H195ZM195 198H193V199H195ZM197 198H198V196H197ZM16 199V198H15ZM18 199H20V198H18ZM40 199H41V197H40ZM39 199V200H40ZM80 199V198H79ZM82 199V198H81ZM131 199H132V197H131ZM138 199V198H137ZM168 199V198H167ZM190 199V200H191ZM199 199V198H198ZM39 200L38 199H36V206H35V210H34V212L35 213H39V214H42L41 216H43L44 214L47 216V214H49L50 213V209L48 208V206L47 205H49L48 203H46V204H44L43 203V201L42 200H40L41 202H39ZM46 200H48V201H46ZM51 200V199H50ZM55 200V199H54ZM64 200V199H63ZM88 200V199H87ZM102 200V199H101ZM117 200V199H116ZM119 200V199H118ZM117 200V201H118ZM128 200H130V199H128ZM136 199L134 198V201H135ZM160 200H162V199H160ZM14 201V200H13ZM25 201V200H24ZM70 201H72V200H70ZM74 201V200H73ZM111 201V200H110ZM113 201V200H112ZM111 201V202H112ZM187 201H189V200H187ZM192 201H194V200H192ZM191 201V202H192ZM219 201H223V202H221V203H219V204H217ZM33 202V201H32ZM98 202V201H97ZM167 202H169V201H167ZM195 202V201H194ZM193 202V203H194ZM249 202V203H248ZM34 203V202H33ZM32 203V204H33ZM54 202L53 201H51V203H50V205L51 204H53ZM60 203V202H59ZM61 203H63V202H61ZM70 203V202H69ZM105 203V202H104ZM113 203V202H112ZM127 203V202H126ZM126 203H125V205H126ZM131 203H132V201H131ZM192 203V204H193ZM197 203V202H196ZM67 204V203H66ZM93 204V203H92ZM100 203H98V205H99ZM116 204H117V202H116ZM120 204V203H119ZM134 203H132V205H133ZM159 204V203H158ZM170 204V203H169ZM177 204V203H176ZM49 205V207H52V206H50ZM63 205V204H62ZM65 205V204H64ZM87 205V204H86ZM94 205V204H93ZM97 205V206H98ZM103 205V204H102ZM107 205V204H106ZM124 204H122V206H123ZM191 205V204H190ZM195 205V204H194ZM194 205H191V206H194ZM199 205H201V204H199ZM198 205V206H199ZM31 206V205H30ZM89 206V205H88ZM96 206V205H95ZM95 206H92V207H94V208H96ZM101 206V205H100ZM110 206H111V204H110ZM118 206V205H117ZM128 206V205H127ZM134 206V205H133ZM138 206H140L141 207V204H138ZM137 206V207H138ZM187 206V205H186ZM65 207V206H64ZM67 207V206H66ZM74 207H75V205H74ZM77 207V206H76ZM106 207V206H105ZM136 207V208H137ZM143 207V206H142ZM173 207V206H172ZM182 207V206H181ZM189 207V206H188ZM200 207V206H199ZM198 207V208H199ZM212 208V211L209 209V208ZM97 208H99V207H97ZM96 208V209H97ZM101 208V207H100ZM99 208V209H100ZM107 208V207H106ZM114 209L116 208V210L118 209V212L122 209L121 207H120V205L118 206V207H113ZM112 208V209H113ZM126 208V207H125ZM133 208V207H132ZM131 208V209H132ZM155 208H157V207H155ZM184 208V207H183ZM28 209V208H27ZM31 209V208H30ZM61 209V208H60ZM95 209V210H96ZM98 209V211H99V213H100V210ZM111 209V208H110ZM120 209V210H119ZM138 209V208H137ZM140 209H142L143 210V208H140ZM179 209V208H178ZM184 209H187V208H184ZM189 209V208H188ZM67 210V209H66ZM115 210V211H116ZM126 210V209H125ZM124 210V212H126ZM142 210H140V213H144V210L142 211ZM156 210V209H155ZM183 210V209H182ZM181 209L180 210H177V211H182ZM195 210V209H194ZM200 210V209H199ZM142 211V212H141ZM184 211H186V210H184ZM31 212V211H30ZM47 212H49V213H47ZM59 212H60V210H59ZM97 212V211H96ZM105 212H106V209H105ZM121 212H123V209H122V211H120V213ZM189 212V211H188ZM187 211H186V213H184V214H187L188 213ZM212 212V214H210ZM47 213V214H46ZM60 213H63V214H65L62 210H61V212ZM136 213V215L138 216V211L137 212H135ZM138 213V214H137ZM142 213V214H143ZM193 213H194V211H193ZM50 214H52V213H50ZM107 214V213H106ZM130 214V213H129ZM141 214V215H142ZM158 214V213H157ZM160 214H161V212H160ZM183 214V215H184ZM196 214V213H195ZM4 215H5V217H6V222L8 223V225H9V229H10V231L13 233V235H14V237L15 238H19L20 240H22V242H23V245L21 246L22 247V251H23V254H24V257H25V260H24V264H37V262H35V260H34V258L32 257V252L31 251H33V250H40V248L38 247V245L42 242V240L40 239V241H36L35 239H33L32 241H28V240H30L31 239V237H30V239H28L27 240V237L28 236H26V234H27V230H26V232L24 233V224H26L27 222H29L31 219H30V217H31V215H27L26 214V212L24 211H22V209H20V207L18 206V204L17 203H14V205H13V207H11V208H9V209H6L5 211H4ZM78 215V214H77ZM117 215H118V213H117ZM134 215V214H133ZM141 215H139V217H138V220H139V218H140V216ZM165 215H166V213H165ZM164 215V216H165ZM168 215V214H167ZM191 214H188V216L189 217H191L190 216ZM51 216H53V215H51ZM65 216V215H64ZM100 216V215H99ZM154 216V215H153ZM163 216V215H162ZM164 216H163V218H164ZM169 216V215H168ZM188 216H186V217H188ZM54 217V216H53ZM145 218H146V215L144 216ZM156 217V216H155ZM158 217V216H157ZM156 217V218H157ZM160 217V216H159ZM182 217V216H181ZM192 217H194V216H192ZM34 218H35V216H34ZM49 218V217H48ZM48 218H46V219H48ZM141 218H142V216H141ZM145 218H143L145 221H146V219ZM161 218V217H160ZM37 220L39 219V218H36ZM35 219V220H36ZM54 219V218H53ZM66 219V218H65ZM120 219V218H119ZM142 219V220H143ZM159 219V218H158ZM166 219H168L167 217H166ZM50 220H51V218H50ZM56 220H58V218L56 219ZM154 220V219H153ZM160 220V219H159ZM158 220V221H159ZM175 220V219H174ZM176 220L178 221L179 219H177L176 218ZM175 220V221H176ZM188 220V219H187ZM192 220H194L193 218H192ZM192 220H191V222H192ZM197 220V219H196ZM44 221V220H43ZM53 221V220H52ZM63 222H64V220H62ZM109 221V220H108ZM121 221V220H120ZM131 221V220H130ZM157 221V220H156ZM164 221V220H163ZM162 221V222H163ZM166 221V220H165ZM176 221V223H178L177 224V226H178V228H179V223H181V225L180 226H182L183 227V225H182V223H186V226H184L183 228H186V227H188L190 224L188 223L187 224V221L186 222H183V221H179V222H177ZM46 221H44V223H45ZM58 222H59V220H58ZM103 222V221H102ZM102 222H101V224H102ZM147 222V221H146ZM145 222V223H146ZM255 222V221H254ZM31 223V222H30ZM34 223V222H33ZM50 222L48 221L47 222V224H48V226L50 225L51 226V224H49ZM54 224L56 223V222H53ZM68 223H73V222H68ZM148 223V222H147ZM158 223V222H157ZM169 223V222H168ZM167 223V224H168ZM171 223H173V222H171ZM171 223H169V225L171 224ZM176 223H174V224H176ZM196 223V222H195ZM194 223V224H195ZM43 224V223H42ZM41 224V225H42ZM46 224V223H45ZM54 224H52V226H55ZM63 224V223H62ZM65 224V223H64ZM104 224V223H103ZM109 224V223H108ZM116 224V223H115ZM122 224V223H121ZM123 224H124V222H123ZM126 225L128 224V223H125ZM27 225V224H26ZM57 225H58V223H57ZM68 225V224H67ZM70 225H72V224H70ZM105 225V224H104ZM129 225V224H128ZM149 225V224H148ZM172 225V224H171ZM188 225V226H187ZM32 226V225H31ZM44 226H46V225H44ZM49 226V227H50ZM63 226V225H62ZM86 226V225H85ZM101 226V225H100ZM113 226V225H112ZM159 226V225H158ZM175 226V225H174ZM176 226V227H177ZM193 226V225H192ZM191 226V227H192ZM56 227V226H55ZM61 227V226H60ZM66 226L64 225V228H65ZM108 227V226H107ZM122 227V226H121ZM127 227V226H126ZM129 227V226H128ZM167 227H168V229L170 228V226H168L167 225ZM172 227H173V225H172ZM2 228V227H1ZM35 228V227H34ZM33 228V226H32V230L31 229H29V231H30V233H32V235L34 236V234H35V232H36V234H39V233H37L38 232V230L40 229V231H41V228H38V227H36L35 229H36V231H35V229ZM44 228V227H43ZM54 228V227H53ZM67 228V227H66ZM109 228V227H108ZM111 228V227H110ZM178 228H176V232H178L179 233V229ZM194 228V227H193ZM7 229V228H6ZM68 229V228H67ZM66 229V230H67ZM91 229V228H90ZM124 229V228H123ZM127 229V228H126ZM142 229V228H141ZM144 229V231L146 230L145 228H143ZM158 229V228H157ZM160 229V228H159ZM5 230V229H4ZM62 230V229H61ZM65 229H63V231H64ZM73 230H74V228H73ZM129 230V229H128ZM128 230H127V232L126 233H128ZM140 230V229H139ZM171 230H175L174 228L172 229L171 228ZM249 230V229H248ZM264 230V229H263ZM6 231H8V229L6 230ZM31 231H34V232H31ZM39 231V232H40ZM103 231V230H102ZM146 231H148V230H146ZM165 231V230H164ZM167 231H169V230H167ZM219 231V230H218ZM42 232H44V231H42ZM54 232V231H53ZM70 232V231H69ZM142 232H143V230H142ZM157 232V231H156ZM5 233V232H4ZM29 233V232H28ZM34 233V234H33ZM41 233V232H40ZM45 233V232H44ZM46 233H47V231H46ZM56 233V232H55ZM58 233V232H57ZM98 233V232H97ZM112 233V232H111ZM120 233H122V232H120ZM125 233V232H124ZM125 233V234H126ZM163 233H165V232H162V234H160V233H158L157 232V235L158 236H161V235H164ZM219 233V232H218ZM218 233H217V235L215 236V237H222V235H220V236H218ZM220 233H221V231H220ZM219 233V234H220ZM35 234V235H36ZM43 234V233H42ZM42 234H41V236H42ZM54 234V233H53ZM61 234H65L64 232H62ZM68 234V233H67ZM113 234V233H112ZM129 234H132V233H129ZM167 234V233H166ZM173 234H174V232H173ZM173 234L171 235V237H169L168 235H165V236H167L166 238H171L172 239V237H173ZM214 234V233H213ZM215 234H216V232H215ZM214 234V235H215ZM40 235V234H39ZM46 235H48V234H45V236ZM66 235V234H65ZM128 235V234H127ZM133 235H134V232H133ZM137 235V234H136ZM145 235H146V233H145ZM149 235V234H148ZM156 235V239L155 240H157V241H160V239L162 238V237H159L160 239H158L157 236ZM184 235V234H183ZM182 235V236H183ZM43 236H44V234H43ZM68 237H70L69 235H67ZM98 236V235H97ZM103 236V235H102ZM165 236H164V238H165ZM180 236H181V234L179 235V236H177V234H176V237H175V240H177V238L179 237L180 238ZM181 236V237H182ZM38 237V236H37ZM40 237V236H39ZM131 239H132V237L131 236H129ZM136 237V236H135ZM145 237V236H144ZM208 237V236H207ZM220 237V238H221ZM2 238V237H1ZM50 238V237H49ZM141 238V237H140ZM140 238H138V239H140ZM147 238H148V236H147ZM163 238V239H164ZM165 238V239H166ZM179 238H178V240H179ZM212 238V237H211ZM235 237H233V239H234ZM5 239H7V238H5ZM43 239V238H42ZM46 240L48 239V238H45ZM50 239H53V238H50ZM61 239V238H60ZM70 239V238H69ZM126 239V238H125ZM135 238L133 237V239H132V241L134 240ZM137 239V238H136ZM135 239V240H136ZM150 239V238H149ZM162 239V240H163ZM169 240L170 242H172L173 244H176V245H178L177 243H175V240H174V238L172 239V240ZM259 239V238H258ZM1 240H4V239H1ZM61 240H63V239H61ZM60 240V241H61ZM146 240V239H145ZM168 240V239H167ZM173 240H174V242H173ZM182 240V239H181ZM181 240H180V244L182 243L181 242ZM212 240V239H211ZM260 240V239H259ZM52 240H49V242H51ZM54 241V240H53ZM52 241V243H53V245H54V243H56V242H53ZM56 241V240H55ZM59 241V242H60ZM71 241V240H70ZM69 241V242H70ZM78 241V240H77ZM120 241V240H119ZM125 241V240H124ZM130 241V240H129ZM139 241V240H138ZM156 241V244L160 247L161 246V248H164L165 247V244H164V246L162 247V245H161V243L163 242V241H161V243L160 244H158V242ZM215 241H217V240H215ZM235 241V240H234ZM249 241V240H248ZM261 241V240H260ZM259 241V242H260ZM262 241L264 242V239H262ZM68 242V241H67ZM167 241L166 240H164V242L163 243H166ZM170 242H168V243H170ZM222 242V238L220 239V241L218 242V244L219 243H221ZM224 242L226 243L227 241H225L224 240ZM4 243H5V241H4ZM39 243V244H38ZM45 243L46 242H44V243H42V244H44V246L45 247H49L50 249V251L49 250H47V253H44L43 255H45L46 254V258L47 259H49L48 261H51V259L53 260V259H56L57 261H59L61 264H71V262L72 261H74L73 259L74 258H76V257H78L79 255H78V252H77V250L75 251V253H73V252H70V251H72V250H66V252L64 251V248H62V246L64 245V247H67V248H69V246H66L67 244L66 243H64V242H62V244L63 245H60V244H58L57 243V245H52V243H51V245H45ZM48 243V242H47ZM79 244H80V242H78ZM118 243V242H117ZM125 244L124 245H126V242H124ZM133 243H135V242H133ZM145 246H144V248L146 247L147 248V250H148V254H149V257H150V264H153L154 262H156L155 264H158L161 260L162 261H164L163 260V255L165 254L166 255V257L169 255V254H171L172 255V253H169V251H168V253L166 254V252H167V249H166V251L164 250V249H162V250H164V251H162V250H160L158 247H153V246H151L150 244H147L146 242H144V240H143V242H142ZM141 243V244H142ZM172 243H170V244H172ZM211 243V242H210ZM224 243V245H227V243L225 244ZM5 244H7V243H5ZM30 244V245H29ZM42 244H40V245H42ZM75 244H76V241H75ZM120 243H118V245H119ZM123 244V243H122ZM142 244V245H143ZM156 244H154V245H156ZM170 244H167L166 243V247L167 248H170V247H168V245H170ZM172 244V245H173ZM179 244V245H180ZM214 244V243H213ZM218 244H216V246H218ZM249 244V243H248ZM250 244H252V243H250ZM130 245V244H129ZM140 245V244H139ZM148 245V246H147ZM172 245H170L171 246V250H172ZM207 245V244H206ZM215 245V244H214ZM51 246V247H50ZM77 246H78V244H77ZM76 246V247H77ZM121 246V245H120ZM212 246V244H210V247ZM221 246H223V244L221 243ZM29 247H31V249L32 250H30L29 249ZM122 247V246H121ZM140 247H142V246H139L138 248H140ZM203 247V246H202ZM209 246H207L206 247V249L208 248H210ZM214 247V246H213ZM224 247V246H223ZM239 247V246H238ZM52 248V249H51ZM81 248H82V245H81ZM124 248H125V246L123 247V251H124ZM128 248V247H127ZM130 248V247H129ZM134 247H132V249H133ZM177 248V247H176ZM200 248V247H199ZM75 249V248H74ZM80 249V248H79ZM107 249V248H106ZM122 249V248H121ZM120 249V250H121ZM173 249H174V247H173ZM211 249V248H210ZM209 249V251H208V253H210V258H211V255L213 254V256H215L214 255V253L216 252L217 253V259H215L216 261L215 262H217L218 261V258H219V256L220 255H218L219 253L217 252V251H215L213 248V251H215L214 253L212 252V249L210 250ZM221 249V248H220ZM223 249V248H222ZM221 249V250H222ZM240 249V248H239ZM250 249V248H249ZM8 250V249H7ZM16 250V249H15ZM52 250V251H51ZM119 250V249H118ZM141 250V249H140ZM140 250H138V251H140ZM168 250H170V249H168ZM170 250V251H171ZM174 250H176V249H174ZM220 250V251H221ZM3 251V250H2ZM1 251V252H2ZM11 251V250H10ZM41 251V250H40ZM146 251V250H145ZM160 251H162V258L161 259H159V257H161V254H160ZM42 252V251H41ZM41 252H38V253H41ZM44 252V251H43ZM77 252V253H76ZM82 252V251H81ZM104 252V251H103ZM105 252H107V251H105ZM104 252V253H105ZM125 252V251H124ZM142 252H143V250H142ZM147 252V251H146ZM146 252H144V253H146ZM211 252H212V254H211ZM252 252V251H251ZM5 253V252H4ZM7 253V252H6ZM9 253V252H8ZM12 253V252H11ZM33 253H34V251H33ZM84 253V252H83ZM126 253L128 254V251H126ZM133 254H130V255H132V257L135 255L134 253H137V252H135V251H133L132 252ZM215 253V254H216ZM255 253V252H254ZM2 254V253H1ZM14 254V253H13ZM37 254V253H36ZM42 254V253H41ZM107 254V253H106ZM139 254H140V252H139ZM148 254H146L147 256H148ZM223 254V253H222ZM244 254V253H243ZM250 254H252V253H249V254H247V255H250ZM256 254V253H255ZM39 255V254H38ZM105 255V254H104ZM111 255V254H110ZM122 255V254H121ZM129 255V257L127 258V263L131 260L130 259V256ZM145 255V254H144ZM145 255V256H146ZM164 255V256H165ZM231 255V254H230ZM236 255H237V257H236ZM235 255V259H233L234 261L237 259L238 260V258H239V260L237 261V263L240 261V258H241V260L243 261V263L244 264H252V263H254V260L251 258V257H249V258H246L244 255V257L242 256V254H240V255H238V254H236ZM18 256V255H17ZM76 256V257H75ZM108 256V255H107ZM106 256V257H107ZM119 257V258H116V257ZM124 256H126V254H124V255H122V257H124ZM136 256H138V255H136ZM212 256V257H213ZM234 255H232V257H233ZM240 256V257H239ZM254 256H257V255H254ZM8 257V256H7ZM45 257V256H44ZM84 257V256H83ZM140 257V256H139ZM171 257V256H170ZM173 257V256H172ZM206 257V256H205ZM208 257V258H209ZM216 257H214V258H216ZM17 258V257H16ZM136 258V257H135ZM144 258V257H143ZM207 258V259H208ZM222 258H224L223 257V255H222ZM230 258H231V256H230ZM234 258V257H233ZM6 259V258H5ZM77 259H79V258H77ZM128 259H130L129 261H128ZM146 259H148V258H146ZM164 259H165V257H164ZM170 259V258H169ZM172 259V258H171ZM170 259V260H171ZM206 259V258H205ZM206 259V260H207ZM219 259H221V257L219 258ZM232 259V258H231ZM255 259V258H254ZM46 260V259H45ZM133 260V259H132ZM138 260V259H137ZM149 260V259H148ZM148 260H146V261H148ZM160 260V261H159ZM196 260H198V259H196ZM202 260H203V258H202ZM204 261V262H209L210 264H213V263H211V259H209V260H207V261ZM224 260V259H223ZM15 261V260H14ZM54 261V260H53ZM162 261H161V263H162ZM199 262H200V259L198 260ZM232 261V260H231ZM46 262H47V260H46ZM98 262L100 263V262H102V261H99L98 260ZM126 262V261H125ZM132 261H130V263H131ZM145 262V261H144ZM143 262V263H144ZM166 261H164L163 262V264L165 263ZM167 262H168V264H169V261L167 260ZM197 262V261H196ZM195 262V263H196ZM201 263V264H206V263ZM214 262V261H213ZM9 263V262H8ZM59 263V264H60ZM103 263H105V264H123L124 263V261L122 260V258H121V256L120 255H115V259H113L112 260V256H111V260L110 259H106V261H105V259H104V262ZM126 263V264H127ZM133 263V262H132ZM131 263V264H132ZM195 263H193V264H195ZM208 263V264H209ZM46 264V263H45ZM48 264V263H47ZM50 264V263H49ZM78 264V263H77ZM97 264V263H96ZM102 264V263H101ZM125 264V263H124ZM149 264V263H148ZM191 264V263H190ZM199 264V263H198ZM220 264V263H219ZM233 264V263H232ZM238 264H240V263H238Z\"/></svg>","mask_w":264,"mask_h":264}]
</instances>
